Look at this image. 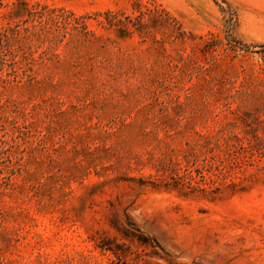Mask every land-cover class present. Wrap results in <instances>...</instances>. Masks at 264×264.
Returning a JSON list of instances; mask_svg holds the SVG:
<instances>
[{
  "label": "rangeland",
  "instance_id": "rangeland-1",
  "mask_svg": "<svg viewBox=\"0 0 264 264\" xmlns=\"http://www.w3.org/2000/svg\"><path fill=\"white\" fill-rule=\"evenodd\" d=\"M0 264H264V0H0Z\"/></svg>",
  "mask_w": 264,
  "mask_h": 264
},
{
  "label": "trees",
  "instance_id": "trees-1",
  "mask_svg": "<svg viewBox=\"0 0 264 264\" xmlns=\"http://www.w3.org/2000/svg\"><path fill=\"white\" fill-rule=\"evenodd\" d=\"M5 34L3 32H1L0 30V39L4 36Z\"/></svg>",
  "mask_w": 264,
  "mask_h": 264
}]
</instances>
